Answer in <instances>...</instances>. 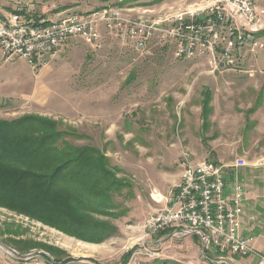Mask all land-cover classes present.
<instances>
[{
    "label": "rangeland",
    "instance_id": "1",
    "mask_svg": "<svg viewBox=\"0 0 264 264\" xmlns=\"http://www.w3.org/2000/svg\"><path fill=\"white\" fill-rule=\"evenodd\" d=\"M118 2L150 8L159 17L180 7L195 9L206 0H0V15L20 11L52 18L60 11L85 13ZM174 52L166 44L142 52L114 37L96 48L75 35L47 63L31 66L16 59L28 91L38 82L49 91L44 102L1 103L0 118L38 113L72 126L86 137L75 142L105 150L130 187L116 196L122 215L105 217L119 231L104 242L82 241L0 207V264H122L127 253L126 264H141L147 260L137 255L143 241L157 252L149 261L216 264L193 235L145 236V217L162 206L153 191L165 194L179 181L183 149L192 153V161L230 164L243 157L248 162L225 169V191L231 194L238 180L243 185L244 214L255 218L253 240L264 252V66L258 60L264 47L245 50L233 69L216 73L205 59L184 60ZM206 91H211V109L204 125ZM235 260L232 264H249L244 257Z\"/></svg>",
    "mask_w": 264,
    "mask_h": 264
},
{
    "label": "built area",
    "instance_id": "2",
    "mask_svg": "<svg viewBox=\"0 0 264 264\" xmlns=\"http://www.w3.org/2000/svg\"><path fill=\"white\" fill-rule=\"evenodd\" d=\"M262 1L206 0L195 9L180 7L159 17L150 8L141 11L134 5L118 4L85 13L60 11L52 18L7 13L0 16V51L6 62L23 58L38 66L55 57L75 35L96 48L107 37H114L142 52L166 44L180 59H205L211 73H216L233 69L245 50L264 47L263 38L257 35L264 24ZM178 164L179 181L165 194L153 191V199L162 206L145 217V236L154 237L168 229L173 237L199 235L212 263L232 264L235 257H244L264 264V253L243 233V185L238 180L231 194L225 191V169L237 170L248 162L243 157L230 164L193 162L183 149ZM249 219L255 220L253 216ZM149 244L143 241L137 255L155 258L157 252Z\"/></svg>",
    "mask_w": 264,
    "mask_h": 264
},
{
    "label": "trees",
    "instance_id": "3",
    "mask_svg": "<svg viewBox=\"0 0 264 264\" xmlns=\"http://www.w3.org/2000/svg\"><path fill=\"white\" fill-rule=\"evenodd\" d=\"M257 35L264 36V29ZM205 96L204 125L209 121L211 91ZM63 126L62 121L38 113L0 118V207L82 241L104 242L119 231L105 217L122 215L116 196L130 184L118 176L121 169L105 150L91 143L77 144L75 140L86 138L85 134ZM171 232L168 229L157 236ZM193 236L200 241L199 235ZM130 255L123 257L122 264ZM148 259L141 264H174Z\"/></svg>",
    "mask_w": 264,
    "mask_h": 264
},
{
    "label": "crops",
    "instance_id": "4",
    "mask_svg": "<svg viewBox=\"0 0 264 264\" xmlns=\"http://www.w3.org/2000/svg\"><path fill=\"white\" fill-rule=\"evenodd\" d=\"M4 14H7V13H3L2 16ZM258 60H259V65L263 67L264 66V54H262V56H260ZM18 68H19V65H18L17 60L6 62L0 51V104L3 102L13 101L16 99L18 100L22 99L25 101H38V102L43 101L44 102L45 98H47L46 94L49 91L48 87L45 86L43 83L38 82V84L33 85V87L28 91L26 77L23 74H21L22 71L21 69H18ZM191 159H193L192 153H191ZM250 216L252 215L248 216V215L243 214L242 216L243 233H245L246 235L248 234V236L252 237L253 239L254 238L253 235L255 234L254 232L257 228V225H255L254 221H251V219H249ZM252 243L254 247H256V241L254 242V240H252ZM257 249L259 248L257 247ZM246 261L249 262V264L255 263L254 262L255 260L253 258H246Z\"/></svg>",
    "mask_w": 264,
    "mask_h": 264
}]
</instances>
